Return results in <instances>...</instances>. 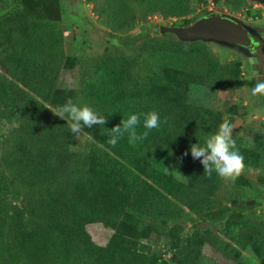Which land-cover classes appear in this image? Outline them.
<instances>
[{"label": "trees", "instance_id": "1", "mask_svg": "<svg viewBox=\"0 0 264 264\" xmlns=\"http://www.w3.org/2000/svg\"><path fill=\"white\" fill-rule=\"evenodd\" d=\"M206 1L88 0L98 22L118 39L115 46L88 56H68L61 29L36 12L24 9L0 16V120L10 126L0 136V264H200L204 245L228 260L236 257L237 249L251 246L264 264V222L242 202L238 176L226 180L214 172L208 185L193 187L146 173L161 190L154 194L131 171L121 178L120 188L86 166L99 152L95 143L107 145L106 132L139 114L137 133L142 134L143 114L151 111L159 113L160 126L142 144L151 151L168 149L170 162L181 172L201 163L202 158L192 157L190 146L197 137L216 132L224 113L215 116L188 104L189 87L234 92L241 85L240 65L221 62L207 43L181 42L159 30L152 35L148 20L186 19ZM220 1L212 0L216 6ZM245 2L222 3L238 11ZM193 21L186 19L178 27ZM67 70L76 71L78 84L57 88ZM68 98L91 106L107 120L81 130L92 142L73 150L69 146L77 135L54 113ZM227 115L236 117L238 111ZM234 139L245 169L264 173V138L248 147L241 138ZM109 147L133 165L135 150L126 140ZM236 213L241 215L231 220ZM143 220L157 231L161 220L191 225L187 233L182 228L168 231V249L174 250L170 263L121 236L122 222L137 228ZM207 220L221 228L201 226ZM93 221L116 231L107 245L91 240L85 226Z\"/></svg>", "mask_w": 264, "mask_h": 264}, {"label": "rangeland", "instance_id": "2", "mask_svg": "<svg viewBox=\"0 0 264 264\" xmlns=\"http://www.w3.org/2000/svg\"><path fill=\"white\" fill-rule=\"evenodd\" d=\"M245 1V5L235 11L225 6L222 3L223 0L220 1L221 4L219 6L214 5L212 0H207L204 5L197 8L186 19L195 21L200 16H203V13H224L252 26L256 31L264 32V0ZM91 7L88 0H0V16L11 11L24 9L36 12L52 20L61 29L65 52L68 56H88L100 54L118 43V39L112 38L109 31L98 22L91 11ZM186 19L162 20L153 17L148 20V26L151 27V34L155 35L160 26L175 25L178 27ZM137 31L138 28L133 33ZM208 46L212 55L221 62L230 60L238 62L242 72L240 88L229 93L209 89L198 84H191L187 95V103L203 108L212 114L214 113L215 116L223 112L221 123L230 118L244 116L241 125L234 129L233 138H241L243 146L248 147L264 138V96L253 97L251 95V89L256 81L264 80V69L257 72L255 65L252 67L247 57L235 50L214 43H208ZM79 80L80 77L75 70L64 71L57 83V88L75 86ZM233 110L238 111V116L228 117L227 113ZM9 128V124L0 120L1 139H3ZM105 136L107 145L94 142L99 147V152L93 153L86 164L88 169L103 181H116L118 186L123 188L121 178L125 174L128 175V170L138 176V179L150 185L156 191L154 194L161 190L154 182L144 177L146 173L159 179L161 175H167L174 180L193 187L198 183H202L203 186L209 184L211 177L204 173V166L200 162L191 164L188 172H181L174 168L170 162V151L168 149L162 148L151 151L141 141L132 144L129 142L128 134L117 140H126L128 145L135 150L136 156L131 159L133 165L126 164L116 156L115 150L109 147L114 146L109 142L111 132H106ZM86 142L91 143L92 140L88 135L80 132L76 137V142L71 144L69 148L72 150L78 149L83 145L85 146ZM195 160L199 161V159ZM238 184V191L244 197L242 202L250 207L249 211L254 212L264 222V173L254 169H244L238 176ZM76 195L78 197L79 194L76 193ZM240 215L241 213H236L230 219L234 221ZM135 221L138 222L137 219ZM150 224L148 221L143 220L135 228L129 222H122L120 224L121 236L124 240H127V244L136 241L138 244L145 245L152 252L157 253L161 260L170 263L174 250L168 249L170 241L168 231L172 228H182L183 233H187L191 225L183 224L178 226L161 220L158 223L157 231ZM201 226L221 228L218 223L211 220L201 223ZM85 229L91 240L99 246L107 245L116 234L115 230L106 227L100 221L86 224ZM200 264H259V262L251 246L246 245L242 249H237L236 257L233 260H228L215 254L208 245H204Z\"/></svg>", "mask_w": 264, "mask_h": 264}, {"label": "clouds", "instance_id": "3", "mask_svg": "<svg viewBox=\"0 0 264 264\" xmlns=\"http://www.w3.org/2000/svg\"><path fill=\"white\" fill-rule=\"evenodd\" d=\"M251 95L253 97L264 96V80L256 81L251 89ZM54 113L61 119L67 120L70 132L77 136L85 127L91 128L93 125H104L107 122L105 115L97 113L89 105H80L74 102L72 98H68ZM143 115V127L146 131L142 134L137 133L140 115L131 114L127 119L122 120L121 125L111 129L109 142L115 145L117 140L125 134H128L129 142L132 144L147 138L152 129L160 126V116L157 111ZM235 128L234 123L224 120L216 132L197 137L198 142L191 144L192 157L194 159L202 158L204 173H207L209 177L215 172L222 179H235L245 169V157L240 153L233 138Z\"/></svg>", "mask_w": 264, "mask_h": 264}, {"label": "water", "instance_id": "4", "mask_svg": "<svg viewBox=\"0 0 264 264\" xmlns=\"http://www.w3.org/2000/svg\"><path fill=\"white\" fill-rule=\"evenodd\" d=\"M159 33L173 34L181 42L201 41L227 47L246 56L252 67L258 60L264 62V40L261 35L252 26L228 14L203 15L183 27L160 26ZM243 119L244 116H240L228 121L238 128Z\"/></svg>", "mask_w": 264, "mask_h": 264}, {"label": "flooded vegetation", "instance_id": "5", "mask_svg": "<svg viewBox=\"0 0 264 264\" xmlns=\"http://www.w3.org/2000/svg\"><path fill=\"white\" fill-rule=\"evenodd\" d=\"M261 37L263 38L264 40V32L263 31H257ZM264 49V47H263ZM255 68L257 70V72H260L262 69H264V62L263 63H260V60H258V63L255 65Z\"/></svg>", "mask_w": 264, "mask_h": 264}, {"label": "built area", "instance_id": "6", "mask_svg": "<svg viewBox=\"0 0 264 264\" xmlns=\"http://www.w3.org/2000/svg\"><path fill=\"white\" fill-rule=\"evenodd\" d=\"M155 18V17H154Z\"/></svg>", "mask_w": 264, "mask_h": 264}]
</instances>
